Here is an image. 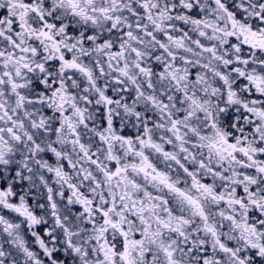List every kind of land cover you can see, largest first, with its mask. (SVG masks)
Returning <instances> with one entry per match:
<instances>
[{
  "label": "snow or ice",
  "instance_id": "6c2138e0",
  "mask_svg": "<svg viewBox=\"0 0 264 264\" xmlns=\"http://www.w3.org/2000/svg\"><path fill=\"white\" fill-rule=\"evenodd\" d=\"M0 264H264V0H0Z\"/></svg>",
  "mask_w": 264,
  "mask_h": 264
}]
</instances>
